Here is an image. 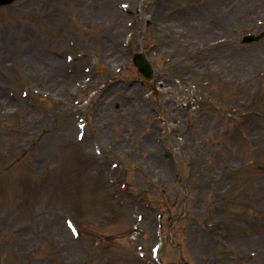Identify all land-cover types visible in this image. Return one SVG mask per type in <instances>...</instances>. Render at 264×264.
<instances>
[{
    "label": "rangeland",
    "instance_id": "obj_1",
    "mask_svg": "<svg viewBox=\"0 0 264 264\" xmlns=\"http://www.w3.org/2000/svg\"><path fill=\"white\" fill-rule=\"evenodd\" d=\"M262 33L264 0L0 7V264H264Z\"/></svg>",
    "mask_w": 264,
    "mask_h": 264
},
{
    "label": "bare ground",
    "instance_id": "obj_2",
    "mask_svg": "<svg viewBox=\"0 0 264 264\" xmlns=\"http://www.w3.org/2000/svg\"><path fill=\"white\" fill-rule=\"evenodd\" d=\"M178 18L182 20V22L180 24H181V26H183V24H184L183 21H185V19L183 17V14L180 13ZM192 21H194V20H192ZM180 31H181V34L186 35V32H184V30H178V31L176 30V31H170L168 33V36L169 37H175V36H181L182 37V35L179 34ZM110 46L111 45H108V49L107 50H113V47H110ZM110 54L112 55L113 51H110ZM54 63L55 64H48L47 66L50 68V70L52 69V72H53L54 75H59L60 74V70H59L60 62H54Z\"/></svg>",
    "mask_w": 264,
    "mask_h": 264
},
{
    "label": "water",
    "instance_id": "obj_3",
    "mask_svg": "<svg viewBox=\"0 0 264 264\" xmlns=\"http://www.w3.org/2000/svg\"><path fill=\"white\" fill-rule=\"evenodd\" d=\"M14 0H0V6L1 5H6L12 3ZM246 40H251V38H247ZM136 65L139 67V70L144 74L145 77H149L150 75V70L149 66L146 61L143 60V58H140L135 61Z\"/></svg>",
    "mask_w": 264,
    "mask_h": 264
}]
</instances>
